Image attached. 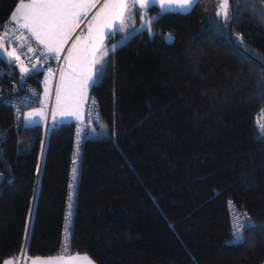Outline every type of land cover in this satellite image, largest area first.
<instances>
[{
	"label": "trees",
	"instance_id": "obj_1",
	"mask_svg": "<svg viewBox=\"0 0 264 264\" xmlns=\"http://www.w3.org/2000/svg\"><path fill=\"white\" fill-rule=\"evenodd\" d=\"M19 2L0 0V25ZM220 3L149 8V26L96 65L88 97L98 120L80 144L67 255L264 263V0H229L228 20ZM3 68L19 84L16 68ZM39 81L40 72L24 78ZM76 125L52 124L42 143V126L16 124L0 100V264L23 244L27 256L59 254ZM229 202L255 225L239 245L230 243Z\"/></svg>",
	"mask_w": 264,
	"mask_h": 264
},
{
	"label": "built area",
	"instance_id": "obj_2",
	"mask_svg": "<svg viewBox=\"0 0 264 264\" xmlns=\"http://www.w3.org/2000/svg\"><path fill=\"white\" fill-rule=\"evenodd\" d=\"M4 29H15L5 32ZM82 37V25L77 28L75 31L73 38H81ZM0 41L3 42V48L9 54L15 51V55L19 56L20 59L17 60L15 56H11L13 59V63L15 61L23 64L27 69L30 70L31 73L35 74L39 71H44L52 76L54 79L57 76L61 58L57 56H52L42 44L38 43L32 34L26 30L19 28L18 25L10 23L8 21L4 27L0 30ZM32 51H29V49ZM13 63L11 66H13ZM32 65H36L35 69H32ZM16 70V69H15ZM17 71V70H16ZM18 72V71H17ZM19 74V73H18ZM20 77V75H19ZM19 84L15 83L13 79V71L12 69L3 68L0 70V100H3L8 107L12 110L14 114V121L16 124L21 122L22 113L26 109L30 108H39L42 106V103L38 98V89L35 85L29 82H24L19 78ZM50 102L46 105L47 112L49 111ZM257 128L261 136L262 129H264V107H262L257 114ZM98 120V114L96 111V104L92 101L88 102L86 106V110L83 116V119L77 123L75 129V138L74 145L71 150V165L70 171L67 178V188H68V198L66 202V210L64 214V222L62 235V242L66 241L68 234V226L71 223V210L73 207V199L75 197V184L77 178L79 176L78 166H79V157H80V144L82 138L86 132V126L91 125L92 123ZM50 124L49 119H46L44 125L42 126V143H44V139L46 133L49 129ZM3 179V172L0 171V182ZM228 213L230 218V243L232 245H239L244 240V235L247 230H243L240 228L241 220L246 213L243 210H240L234 202L228 203ZM249 217V215L247 214ZM241 231L242 240L234 239L233 233L236 231ZM60 253H65L66 244L63 249L62 243ZM25 244H23L19 255L13 258L11 261L13 264H26L28 261L25 259ZM264 264V263H262Z\"/></svg>",
	"mask_w": 264,
	"mask_h": 264
},
{
	"label": "crops",
	"instance_id": "obj_3",
	"mask_svg": "<svg viewBox=\"0 0 264 264\" xmlns=\"http://www.w3.org/2000/svg\"><path fill=\"white\" fill-rule=\"evenodd\" d=\"M197 1L198 0H193L192 4L185 9H180L177 6L173 5L171 8H166L162 11L159 0H152V2H150L146 8H141L139 6V3H136V0H125L127 7L124 10V25H126V27H124V31L126 32V30L128 31L140 27L142 18L153 20L155 16L152 15L150 16L145 13V11L148 10L149 8L155 7L159 10L160 13L162 12L187 13L193 8V6ZM23 2L29 3L30 0H23ZM79 2L85 5V7L78 10L79 15L76 18V21L73 24L71 31L68 32L66 36H64L63 40L59 43L56 52H49L52 56H58L62 54V58H63L62 59L63 66H61L60 63L61 67H59L60 69H59L58 80L60 83V87H59L60 100L59 103L57 101V106L55 109L56 113L54 112V117H53L54 124L68 123V122L78 123L83 119L86 106L88 102H90V97H88V93H90V89L94 83L90 84V86H88L85 89L80 84V77H82L83 75H92L94 78L96 77V65L103 57L106 56L104 54L106 50H107V55L113 51L112 44H114L116 38L119 36L118 34V36L116 37L117 29L121 25L119 24L118 21L115 20L112 22L113 23L112 28L103 29L105 33L103 38H101L99 32L100 22L104 19L114 16L117 12H119L118 8L111 6L114 3H116L117 0H79ZM18 4L12 11L11 16L15 12ZM105 4L110 5V7L104 8ZM98 13L99 16L97 15ZM137 13H139V15H137ZM17 15L19 17V14ZM20 23H23V21L18 18L15 24L19 26ZM81 25H82V37L73 38L75 31ZM108 33L112 34L111 38H109V36L107 35ZM42 45L47 50L46 46L44 44ZM39 72H40V81H42L44 71H39ZM19 78L22 79L21 77ZM69 79L74 80L75 87L73 89L77 94L79 93L81 95V104H80L81 115L80 118L78 119H75L74 117H68L74 119H66L67 117L66 112H69V110L65 109L66 112L62 110V108L65 107L63 105L64 101L62 99L65 83ZM40 81H39V89H38L39 101L41 99ZM84 92H85V96L82 99V93ZM66 202L67 199L65 201V210H66ZM10 264L12 263L10 262Z\"/></svg>",
	"mask_w": 264,
	"mask_h": 264
},
{
	"label": "snow or ice",
	"instance_id": "obj_4",
	"mask_svg": "<svg viewBox=\"0 0 264 264\" xmlns=\"http://www.w3.org/2000/svg\"><path fill=\"white\" fill-rule=\"evenodd\" d=\"M152 0H136V3H139L141 8H146ZM161 10L163 11L166 8H171L173 5L177 6L180 9H185L189 7L193 0H159ZM229 0H221L220 9L221 11L217 12V15H223L225 20H228L231 14L229 11ZM112 7L118 8L114 16L104 19L99 24V32L101 38L105 35L103 29L112 28L113 21H118L121 25L117 30L124 31V10L127 7L125 0H117L116 3L111 5ZM85 5L79 2V0H30L29 3H24L23 0H20L15 12L10 18V23L15 24L16 21L21 19L23 23L19 24V28L27 29L32 36L36 39L38 43L44 44L48 52H56L59 43L63 40L64 36L71 31L73 24L76 21V18L79 15L80 9L84 8ZM110 5L105 4L104 8H108ZM103 11V9H102ZM19 14V17L18 15ZM99 16V13L97 14ZM139 15V13H137ZM261 15L264 16V12H261ZM151 23V21L149 22ZM3 25H0V28H3ZM5 32L15 29H4ZM138 29H132L131 33H126L121 39V46L123 43H126L128 40L134 38L135 34H138ZM149 34L152 32L149 29ZM111 38V33L107 34ZM169 35L166 39H171ZM239 39V37H238ZM75 47V46H74ZM115 45L113 51L115 50ZM3 48V42L0 41V49ZM29 51H32L30 48ZM107 55V50L104 53ZM71 55V53H70ZM9 56H15L17 60L20 59L19 56L15 55V51L10 52ZM36 65H32V69H35ZM22 71L27 75L30 74L29 69H22ZM63 74V73H62ZM95 82V78L92 75H83L80 77V84L83 88H87L90 84ZM264 86V85H262ZM59 93H57V101L59 103ZM67 115H74L75 112L69 111ZM32 113H29L26 117L28 121L32 119ZM262 134H264V129H262ZM255 225L251 221L250 217L247 216V213L244 214L243 219L240 223V228L247 230L250 227ZM234 239L242 240L241 231H236L233 233ZM87 260V257L83 258ZM5 264H10V262H5Z\"/></svg>",
	"mask_w": 264,
	"mask_h": 264
},
{
	"label": "rangeland",
	"instance_id": "obj_5",
	"mask_svg": "<svg viewBox=\"0 0 264 264\" xmlns=\"http://www.w3.org/2000/svg\"><path fill=\"white\" fill-rule=\"evenodd\" d=\"M150 21H152V20L147 19V18H142L141 19V26L138 27L137 29L139 31H141L142 29L148 27L150 24L149 23ZM131 32H132V30H128V31L126 30V32L117 30L116 37L118 36V34H119V36L116 38L114 44H112V49H113L114 45L116 46L115 49L120 47L122 37H124L126 33H131ZM171 40H172V38L167 39V41H169V42ZM126 43H123V45ZM9 52H11V51H9ZM57 57L61 58V66H63L62 54L58 55ZM13 66L16 68L20 77L22 78L21 80H23V81H24V78L28 77L29 75H33V73H31V72H30V74L26 75L22 71V69H27V68L23 64H21L17 61H15L13 63ZM58 75H59V70H58L57 76L54 79L48 73L43 72V78H42V81H40V83H41V99H40V102L42 103V106L39 108H30V109H26L23 111L22 119H21V121H22L21 124L23 127H32L35 125L43 126L46 119H49L50 124H54L53 123V117H54V112H55V109L57 106V93H59V87H60ZM74 87H75V82L72 79H69L65 83V88H64L63 97H62V99L64 101L63 105L65 107H63L62 110L64 112H66L65 109H67L69 111L76 113L74 115H67V117L65 116L66 119H74V118L78 119V118H80V115H81V110H80L81 95L79 93L77 94L74 91V89H73ZM84 96H85V92L82 93V99L84 98ZM49 102H50V107H49V111L47 112L46 105H48ZM29 113L33 114L31 121H28L26 119V117ZM68 117H74V118H68ZM65 244H66V241L64 239V241L62 242L63 249L65 247ZM60 251H62V248ZM84 257H87V260H84L83 259ZM25 259L28 261V263H26V264H96L95 261L90 256H87L85 254L67 255V251L65 253H60L58 255H54V256H50V257H37V256L25 255ZM5 262H11L12 263V261H10V260H5L3 262V264H5Z\"/></svg>",
	"mask_w": 264,
	"mask_h": 264
},
{
	"label": "water",
	"instance_id": "obj_6",
	"mask_svg": "<svg viewBox=\"0 0 264 264\" xmlns=\"http://www.w3.org/2000/svg\"><path fill=\"white\" fill-rule=\"evenodd\" d=\"M0 61L7 67L11 66L13 63V59L11 58V56H9L4 48L0 49Z\"/></svg>",
	"mask_w": 264,
	"mask_h": 264
}]
</instances>
